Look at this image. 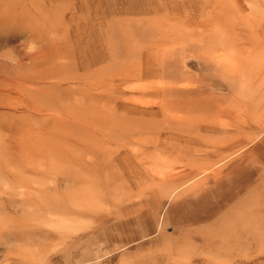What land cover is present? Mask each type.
I'll list each match as a JSON object with an SVG mask.
<instances>
[{"label":"rangeland","instance_id":"1","mask_svg":"<svg viewBox=\"0 0 264 264\" xmlns=\"http://www.w3.org/2000/svg\"><path fill=\"white\" fill-rule=\"evenodd\" d=\"M4 4L44 23L0 35L13 74L36 33L86 80L10 112L0 264H264V0Z\"/></svg>","mask_w":264,"mask_h":264},{"label":"bare ground","instance_id":"2","mask_svg":"<svg viewBox=\"0 0 264 264\" xmlns=\"http://www.w3.org/2000/svg\"><path fill=\"white\" fill-rule=\"evenodd\" d=\"M25 10L26 8H24V6L18 5H16L15 8L9 10V8H7L4 4V0H0V35L3 36L4 34L6 35V38H8L13 33L15 34V32L18 31L17 29L21 28V24H28L24 29H26V27L30 29L37 21H39L40 16L35 15L28 18L25 23L23 18L19 16V14L25 12ZM45 20L46 18L44 17L42 22H44ZM18 24L20 26L16 27ZM39 24L43 25L44 23H40L39 21ZM41 36L44 35L35 33L34 36H31L30 43H34L37 48V50L31 56L25 52L24 56L27 58L23 59V55H19L16 69H26L25 75H18V70L16 71L17 75L13 74L11 71L13 68L11 67L14 66H11L4 61H0V125H2V133L0 134V136L2 137L7 134H13L12 129H6L5 123H7V119H9L8 117H12L9 116L10 112L17 110L20 106L30 109L31 111L34 110L45 112L46 115L50 114L55 118H61V116L69 117V111L59 109L64 105V103L62 102L64 100L63 97L61 96L60 98V96H58L59 98L57 97V99L55 97V93L63 84H68L70 82L74 83V81L77 80L78 82L81 81V83H85L82 82L86 80L83 77H79L77 75L68 77L63 74L61 70L62 66L61 64L59 65V62L61 61L63 56L62 54L58 55L54 52L57 44L54 42H50L49 44H47V46H43L41 40L44 37ZM125 37L126 36H124V38ZM44 47L45 49H43ZM89 59L90 60L88 64L90 68L99 67L106 61V58H104L103 55L97 56L95 54L91 55ZM27 60H29L31 64H25ZM14 70L15 69H13V71ZM99 71L100 70H96L95 72H93V74H91V77H99L98 75L101 73ZM101 85V81L96 80L93 83H89L88 87H92L93 89H101ZM41 86L44 87L40 88ZM15 96H19L20 99H22L23 104H20L19 101L17 103L18 99H14ZM67 100H69V97L67 98ZM9 101L13 102H11L10 104ZM168 116L172 121L178 119L172 114H168ZM133 135L134 134H128L127 136L132 137Z\"/></svg>","mask_w":264,"mask_h":264}]
</instances>
